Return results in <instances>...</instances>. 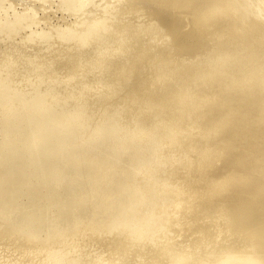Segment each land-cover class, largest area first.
Returning <instances> with one entry per match:
<instances>
[{"label":"bare ground","instance_id":"1","mask_svg":"<svg viewBox=\"0 0 264 264\" xmlns=\"http://www.w3.org/2000/svg\"><path fill=\"white\" fill-rule=\"evenodd\" d=\"M0 264H264V0H0Z\"/></svg>","mask_w":264,"mask_h":264},{"label":"rangeland","instance_id":"2","mask_svg":"<svg viewBox=\"0 0 264 264\" xmlns=\"http://www.w3.org/2000/svg\"><path fill=\"white\" fill-rule=\"evenodd\" d=\"M21 7V6H20ZM54 22H58L57 20H55Z\"/></svg>","mask_w":264,"mask_h":264}]
</instances>
